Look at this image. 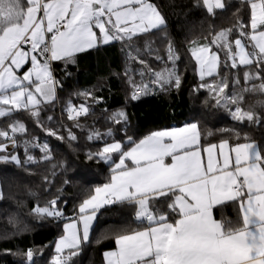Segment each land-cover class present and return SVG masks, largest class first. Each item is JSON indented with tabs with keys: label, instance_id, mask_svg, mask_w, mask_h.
I'll list each match as a JSON object with an SVG mask.
<instances>
[{
	"label": "snow or ice",
	"instance_id": "obj_1",
	"mask_svg": "<svg viewBox=\"0 0 264 264\" xmlns=\"http://www.w3.org/2000/svg\"><path fill=\"white\" fill-rule=\"evenodd\" d=\"M241 5L246 22L237 16L231 27L202 37L205 43L188 42L186 54L199 78L193 91L206 90L214 105L226 108L238 123L264 126V110H258L264 109V100L245 103L248 94L264 96V0H241ZM198 6L216 16L230 5L228 0H198ZM166 26L154 0H0V119L10 120L0 128V162L20 166L52 159L47 143L24 141L23 161L11 151L27 131L16 113H26L50 137L75 141L73 128H84L80 118L91 109L87 99H100L92 92L77 93L85 101L78 106L69 101L63 109L71 125H47L41 113L56 102L59 84L53 62L74 64L79 53L120 43L128 61L140 66L124 73L129 100L179 89L181 55L173 42L166 41L161 55L145 39ZM143 54L162 66L154 68ZM108 119L127 125L128 115L119 110ZM210 135L197 121L138 140L126 130L123 138L106 140L112 137L110 128L103 133L91 129L87 139L103 141V146L87 159L108 165V182L95 187L63 225L51 264H72L89 241L97 214L117 204L133 208L137 227L117 231L116 247L104 253L105 264H264V142L245 136L244 142L205 143ZM30 144L39 148V159L30 154ZM44 180L51 183L47 176ZM228 204L237 208L236 219L217 218L214 210ZM59 205L57 195L34 206L32 214L41 220L67 219ZM15 254L35 264L43 251Z\"/></svg>",
	"mask_w": 264,
	"mask_h": 264
},
{
	"label": "trees",
	"instance_id": "obj_2",
	"mask_svg": "<svg viewBox=\"0 0 264 264\" xmlns=\"http://www.w3.org/2000/svg\"><path fill=\"white\" fill-rule=\"evenodd\" d=\"M228 2V9L217 10V15L211 16L198 6V0H154L166 18L167 26L163 32H156L145 39L152 41L153 49L161 55L166 41L173 42L181 55L178 68L182 74V84L179 89L170 88L163 92L156 90L154 94L144 96L140 100H129V85L124 73L127 67L138 71L140 66L128 61L127 49L120 43L79 53L74 64L53 62V75L59 82L60 89L56 102L45 106L41 113L47 125H71L72 122L67 120L63 109L69 101L76 106L85 101V98L77 93L92 92L100 99L98 102L87 99L91 109L86 117L80 118L84 128H73L78 137L75 141H61L50 137L26 113L15 114V118L26 125L27 131L19 137L20 144L12 152L18 154L23 161L26 159L24 141L47 143L52 159L20 166L12 162H0L3 194V199L0 200V264H25L23 256L15 253L25 252L29 248L34 252L43 251L42 255L37 254L34 257L35 264H51L55 255V242L64 233L63 225L70 220L80 202L95 187L108 182V165L87 159L90 151L95 152L103 146V141L87 139L91 129L103 133L110 128L112 137H105L106 140L123 138L125 130L128 135L138 140L152 131L197 121L205 135L211 133L205 143H218L222 139H229L231 143L244 142L245 136L257 142H264V126L238 123L231 118L226 108L214 105L206 90L193 91L199 83V78L194 62L186 54L188 42L199 39L200 43H205L202 37L207 36L209 32L231 27L235 24L237 16L247 21L246 9L241 5V0ZM143 55L154 68L162 66L153 60L152 56ZM239 75L242 78V70ZM229 76L231 77V73ZM261 100H264V96L248 94L245 103L257 104ZM119 110L127 113V125L115 124L108 119L110 114ZM48 116H52L53 120L47 121ZM9 122L8 118L0 119V128H6ZM237 136L240 137L239 141ZM29 152L37 159L42 155L39 148L31 144ZM53 165H56L54 169ZM45 176L49 177L51 183L45 182ZM65 180L68 181L67 184L64 183ZM57 195L60 197L59 206L67 219L41 220L32 214L34 206H43ZM158 207L161 210L165 208L164 205ZM215 215L217 218L234 220L237 208L228 204L215 209ZM133 221L134 210L131 206L117 204L102 210L89 241L81 245L78 255L72 258V264H105L104 253L116 247L114 236L117 231L137 227Z\"/></svg>",
	"mask_w": 264,
	"mask_h": 264
},
{
	"label": "crops",
	"instance_id": "obj_3",
	"mask_svg": "<svg viewBox=\"0 0 264 264\" xmlns=\"http://www.w3.org/2000/svg\"><path fill=\"white\" fill-rule=\"evenodd\" d=\"M182 126V125H181ZM173 127V126H172ZM170 128V127H169ZM219 143V142H218ZM113 206V205H112ZM108 207H111V206H107V207H105V208H103V209H101L100 210V212L102 211V210H104V209H106V208H108ZM99 212V213H100ZM99 213L97 214V218H96V220L95 221H93V226H92V229H93V227H94V225H95V223H96V221H97V219H98V217H99ZM214 214H215V210H214ZM92 229H91V231H90V235H91V232H92ZM113 250V249H112ZM110 251V250H109ZM107 252V251H106ZM104 262H105V259H104Z\"/></svg>",
	"mask_w": 264,
	"mask_h": 264
},
{
	"label": "rangeland",
	"instance_id": "obj_4",
	"mask_svg": "<svg viewBox=\"0 0 264 264\" xmlns=\"http://www.w3.org/2000/svg\"><path fill=\"white\" fill-rule=\"evenodd\" d=\"M0 193H2V191H1V184H0ZM68 222H70V220L67 221L66 223H68ZM63 234H64V233H63ZM63 234H62V235H63ZM59 237H60V236H59ZM57 240H58V239H57ZM57 240H56V241H57ZM54 249H55V245H54Z\"/></svg>",
	"mask_w": 264,
	"mask_h": 264
},
{
	"label": "built area",
	"instance_id": "obj_5",
	"mask_svg": "<svg viewBox=\"0 0 264 264\" xmlns=\"http://www.w3.org/2000/svg\"><path fill=\"white\" fill-rule=\"evenodd\" d=\"M59 89H60V87L58 86V87H57V92H58ZM13 149H14V148H13ZM13 149H11V151H12Z\"/></svg>",
	"mask_w": 264,
	"mask_h": 264
}]
</instances>
